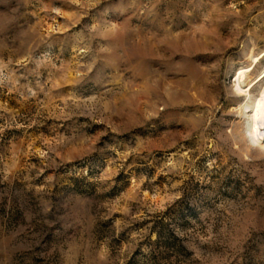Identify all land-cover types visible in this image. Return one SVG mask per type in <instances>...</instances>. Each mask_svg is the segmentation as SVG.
Masks as SVG:
<instances>
[{
    "label": "rangeland",
    "instance_id": "obj_1",
    "mask_svg": "<svg viewBox=\"0 0 264 264\" xmlns=\"http://www.w3.org/2000/svg\"><path fill=\"white\" fill-rule=\"evenodd\" d=\"M252 49L264 0H0V264H264Z\"/></svg>",
    "mask_w": 264,
    "mask_h": 264
},
{
    "label": "bare ground",
    "instance_id": "obj_2",
    "mask_svg": "<svg viewBox=\"0 0 264 264\" xmlns=\"http://www.w3.org/2000/svg\"><path fill=\"white\" fill-rule=\"evenodd\" d=\"M260 57L249 52L251 64L242 66L233 75L231 92L237 99H243L240 109L242 116L240 134L248 147L264 151V68L255 76V70L261 63Z\"/></svg>",
    "mask_w": 264,
    "mask_h": 264
}]
</instances>
